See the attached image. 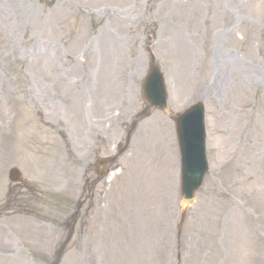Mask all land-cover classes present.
<instances>
[{"label":"rangeland","instance_id":"1","mask_svg":"<svg viewBox=\"0 0 264 264\" xmlns=\"http://www.w3.org/2000/svg\"><path fill=\"white\" fill-rule=\"evenodd\" d=\"M151 59L168 110L125 143ZM194 102L209 168L178 232L172 117ZM81 198L57 264H264V0H0V264H53Z\"/></svg>","mask_w":264,"mask_h":264},{"label":"water","instance_id":"2","mask_svg":"<svg viewBox=\"0 0 264 264\" xmlns=\"http://www.w3.org/2000/svg\"><path fill=\"white\" fill-rule=\"evenodd\" d=\"M144 92L151 105L165 107L166 93L162 75L156 67H151L144 80ZM201 110L192 107L182 113L177 120L180 147L182 150L183 182L185 202L193 199V192L201 183L206 167L203 160V133Z\"/></svg>","mask_w":264,"mask_h":264},{"label":"bare ground","instance_id":"3","mask_svg":"<svg viewBox=\"0 0 264 264\" xmlns=\"http://www.w3.org/2000/svg\"><path fill=\"white\" fill-rule=\"evenodd\" d=\"M231 32L227 29L225 30L223 33H221V35H225V36H228ZM216 46V45H215ZM231 68H232V73H236V71L238 70V66H237V63H236V60H233L232 61V65H231ZM246 84L248 83L249 85L250 84H253V82L255 81L254 79V76L250 74V76L247 77L246 79Z\"/></svg>","mask_w":264,"mask_h":264}]
</instances>
